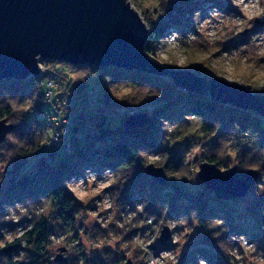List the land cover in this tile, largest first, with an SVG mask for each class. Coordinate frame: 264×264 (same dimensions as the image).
<instances>
[{
    "label": "clouds",
    "instance_id": "obj_1",
    "mask_svg": "<svg viewBox=\"0 0 264 264\" xmlns=\"http://www.w3.org/2000/svg\"><path fill=\"white\" fill-rule=\"evenodd\" d=\"M122 2L134 12L143 29L150 33L147 43L151 47H144L143 51L160 67L192 70L205 80H221L227 85L244 88L251 94L264 93V28L253 31L258 22L264 23V0H229L235 11H224L214 5L204 16L197 8L191 14L192 29L181 33L172 28L166 35L158 38L152 31L153 22L166 15L170 0ZM145 9L149 13L154 11L155 14L146 18ZM245 33L248 34L246 42L225 49L226 43L239 41ZM188 47L211 48L213 53L220 52L221 47L225 50L210 68L205 63L209 57L188 60L185 55ZM33 59L41 72L50 71L46 65L67 66L73 72L55 73L54 79L45 76L34 80L32 93L23 98L0 89V109H7L9 113L0 118L4 127L17 125L24 120L25 114L33 111L38 98L49 105V109L45 111V126L38 128L34 123L31 125V142L28 135L21 137L15 131L3 134L0 139V184H3L8 165L15 157L34 154L43 147L50 148L53 141L62 142L67 130L61 125L68 123V96L71 95L72 86L77 82L83 83L88 78L96 79L100 75L99 69L75 67L64 61H48L40 53H35ZM131 71L136 72L135 69ZM151 78L174 87L166 76ZM103 79L108 93L117 103L138 106L148 98H160L163 95V88L154 84H141L132 79L113 81L108 74ZM45 81H48L47 89ZM53 82L57 88L55 95L49 90L53 88ZM41 91L42 98L39 96ZM173 94L189 98L186 89H176ZM61 95L62 98H57ZM196 99L201 103L213 104L218 110L225 112H251L236 109L231 104H222L213 100L210 95L197 96ZM251 117L261 119L255 112H251ZM158 119L163 133L159 143L167 148L180 145L178 166L170 161L171 153L167 150L132 148V161H123L115 168L105 167L102 172L84 167L82 175L64 178L63 187L71 196L66 202L61 203L64 191L60 190L40 195L37 200L25 196L23 201L0 204V225H14L12 228L0 227V264H58V256L66 264H93V258L97 254L99 259L95 264H99L100 260L104 264H179L184 245L199 227L215 240L226 264H264V248L258 246V240H250L245 233H231L222 216L202 220L197 210L192 208L187 215L170 217L168 201L156 202L155 207L159 212L157 215L147 210V195L139 202L134 199L131 205L121 200V192L135 170L137 159L143 168L160 170L166 179L177 182L185 180L195 183L204 164L215 166L221 173L238 167L258 174L259 180L255 183L253 192L255 196L264 195V146L258 143L257 131L242 129L240 122L233 120L231 130L218 135L221 122L215 120L209 126L203 116L195 112H185L183 119L178 121H170L164 116ZM203 129L211 131L206 134ZM213 137L217 139V145L210 147L209 141ZM38 140L39 147L35 148ZM185 140L188 141L187 148L183 146ZM245 145L249 150L241 155ZM28 149L33 150L26 151ZM25 152L26 154H22ZM210 158H216L220 166L206 163ZM145 192L150 193L151 187L146 185ZM58 193L63 195L55 198L54 194ZM66 203L69 205L67 208L64 207ZM74 205L78 206L71 216L65 215ZM60 209L64 211L57 214ZM260 215L264 216V206L260 208ZM22 220L27 222L21 223ZM41 221L44 225L46 222L52 226V231H47L46 234L43 232V236L37 238L41 232L38 231ZM165 228L174 247L162 248L157 253L153 245L162 237ZM260 228L264 231V224ZM224 233L229 234L224 236ZM126 236L131 238L125 239ZM16 245H19L16 253L6 254V249ZM33 252L37 255H32ZM196 259L197 264H207L199 255Z\"/></svg>",
    "mask_w": 264,
    "mask_h": 264
},
{
    "label": "trees",
    "instance_id": "obj_2",
    "mask_svg": "<svg viewBox=\"0 0 264 264\" xmlns=\"http://www.w3.org/2000/svg\"><path fill=\"white\" fill-rule=\"evenodd\" d=\"M160 29L161 28H159V26H157L156 30L152 28V31L156 33L157 38L163 34L162 29L161 31ZM149 35L150 33L148 32L147 38ZM56 66L57 65H46L45 67L52 72L46 71L38 76L21 80L11 79L8 81H2L0 82V89L7 90L12 96H19L21 98L28 96L32 93L35 87L34 80L42 79L45 76L54 79L56 74L60 73L55 70ZM67 68L71 71V73L73 72L71 68ZM91 68L96 70L94 67ZM99 70L100 75L96 79L88 78L83 83H75L71 88V95L68 96L69 111L66 117L68 123L62 126L67 128L65 136L68 143L71 145L70 151H59L54 148L45 150L43 147L34 154L24 157L17 156V160L14 165L9 168V174L16 172L21 167L23 168L24 163L26 164V161L30 159L31 162L28 166H35L36 170L32 173H25L18 178H11L8 180L6 183L7 187L1 194L0 204L12 203L17 200L23 201L25 196H29L33 200H37L40 195H46L48 192L57 193L60 190L64 191V197L61 203L66 202L71 198V196L70 193H68L63 187L62 180L64 178L77 175L79 170L84 169V167L115 168L117 164L123 161H132L134 158L133 152L131 151L132 148H145L149 151L167 150L171 153L170 161L174 165H179L180 156L177 155V153L171 148L168 149L159 143L154 131L155 123L151 121V123L144 128L132 129L124 127V120L130 115L128 113L129 109L127 110L122 107L127 106V104L117 103L110 96L107 90V84L105 83L103 77L105 74H108L112 77L113 81L120 79H132L138 80L141 84L149 83L154 84L157 87H162L163 95L160 98H156V100L166 97L165 93L171 91L173 92L174 87H169L161 83L159 80L151 78L153 77L152 75L138 71L133 73L129 70H118L112 67ZM141 73L144 75H140ZM46 82L47 81L44 82L45 86ZM130 86L134 87L132 85ZM53 90L54 92L57 91L55 85ZM188 95V99H185L184 95H174L170 100H165V102H163L158 108L153 110L152 119L158 121L160 116H164L170 121H177L185 112H195L203 116L209 126L213 121L219 120L221 122V128L218 135H223V129L227 127L230 128L233 120H238L242 129L251 128L253 131H257L258 137L261 140L260 145L264 146V127L261 124L260 119H254L251 117L250 113L252 111H245L242 113H234L233 111L225 112L218 110L213 104L201 103L198 99H196L197 96L205 95L194 93H188ZM39 96L41 98L43 97L42 91L39 93ZM60 97H62V95ZM43 104L44 103L41 102V99L38 98L35 102L33 111L31 113H26L25 119L15 125V128L12 131H15L21 137L28 135L29 142H31V125L34 123L38 128H43L44 126V122L38 118V114L44 111ZM92 105L94 107L93 110L90 109ZM104 108L115 109L118 112V116H120L117 120L118 122L113 120L109 113L107 114L106 112H103ZM122 109H124V113L120 111ZM8 114L7 109H0V118H3ZM88 117L92 118L91 123L93 125L92 128L95 129L94 131L85 126V119ZM203 131L208 134L211 130L203 129ZM39 144L40 142L38 140L34 147L38 148ZM30 150L33 149H28L26 151ZM22 154H26V152ZM207 162H210L217 167L220 166L216 158H210ZM28 166H26L25 170ZM134 169L135 171L127 183L134 185L135 189L139 191L138 193L147 195L148 199L154 203L157 201H168L169 213L187 215L190 209L195 208L197 210V214L202 220L208 217L222 216L231 233H245L247 236H251L252 240H258V242L264 241V232L262 234L260 228V225L264 224V216L260 215V208L264 206V200L260 201V203L258 202L259 205H261L258 209L256 207V209L252 208L250 212V214L254 217L253 231H251L248 230L245 225L232 221L230 206L234 203L233 201L218 200L214 197V195H212V191L207 188H205L202 193L197 192L196 194L177 189L174 190L175 198H173L172 195H166L165 197L161 191L167 188V184L159 185L153 181L146 174L145 168L141 166L139 159L136 160ZM146 185L151 187L150 193L145 192ZM254 187L255 185L252 187L250 193H254ZM208 194L209 198L205 199V196ZM62 195V193H58L54 194V197L59 198ZM162 197L166 200L162 199ZM64 207L67 208L69 205L66 203ZM75 208L76 205H74L72 209L67 210L65 215L70 217ZM59 211L64 210H58L57 214H59ZM66 222L69 221L66 220ZM200 228L202 229V232H204V246L196 249L191 257L193 258L199 255L204 258L208 264H223L220 260L221 258L219 257L218 252L219 249L216 247V242H214L215 240L213 241L209 233L202 227ZM38 231H41L37 236V238H40L43 236V232L45 234L47 231L51 232L52 226L48 225L46 222L44 225L41 221L38 226ZM228 234L229 233H224L223 235L227 236ZM261 247L264 248V246ZM18 248L19 245L9 247L5 250L6 254L11 255L16 253ZM31 254L37 255L34 252ZM95 261H93V264H95ZM99 264H104V262L99 261Z\"/></svg>",
    "mask_w": 264,
    "mask_h": 264
},
{
    "label": "water",
    "instance_id": "obj_3",
    "mask_svg": "<svg viewBox=\"0 0 264 264\" xmlns=\"http://www.w3.org/2000/svg\"><path fill=\"white\" fill-rule=\"evenodd\" d=\"M147 36L122 0H0V82L38 76L40 70L33 56L40 53L45 60L64 61L75 67L135 69L166 76L188 93L210 95L216 101L264 117V95L251 94L221 80H205L190 70L157 65L143 51ZM150 123L148 114L139 113L126 117L124 127L144 128ZM14 128L0 122V139ZM201 169L198 178L221 201L249 194L258 180L257 173L236 167L223 173L208 164ZM145 171L156 183L167 184L162 171L151 167ZM169 239L165 228L159 242L164 245ZM62 260L57 257V261Z\"/></svg>",
    "mask_w": 264,
    "mask_h": 264
},
{
    "label": "rangeland",
    "instance_id": "obj_4",
    "mask_svg": "<svg viewBox=\"0 0 264 264\" xmlns=\"http://www.w3.org/2000/svg\"><path fill=\"white\" fill-rule=\"evenodd\" d=\"M216 6L224 11H235V9H232L229 3V0H170L169 5H168V9H167V13L164 16L159 17L155 22H153V26L152 28H154V30L157 29V26H159V28L162 29L163 31V35H166L168 33V31L172 28H175V30L184 33L189 29H192V21H191V14L192 12L199 8L201 10L202 16L207 15L208 9L211 8L212 6ZM154 11L152 13H149L147 11V9L144 10V15L146 18H149L151 15H154ZM260 28H264V24H262V22H258L257 23V28H254L253 31L260 29ZM160 29V31H161ZM247 33H245L244 35L241 36L239 41L233 40V41H229L228 43L225 44V49L230 48V47H235L237 43L240 42H246L247 40ZM147 40L144 44V47H151V45L147 44ZM223 49V47H221V51L220 52H216L213 53L211 48L205 49L203 47L201 48H193V47H188L185 55L188 58V60H197L200 59L202 57H209L208 59L205 60V63L211 68L213 62L215 60H219L221 57V54L223 53V51L225 50ZM151 55V53H149ZM169 69H173V68H169ZM55 70L57 72H61L63 71L65 74H70L71 71L65 67V66H56ZM173 70H178V69H173ZM223 70V69H222ZM192 71V70H190ZM46 72V71H45ZM45 72H41L45 73ZM193 72V71H192ZM72 74V73H71ZM170 79V78H169ZM55 83V82H54ZM55 85V84H54ZM45 86V84H44ZM46 88V86H45ZM56 88V87H55ZM176 89H180L178 87H176L174 85V89L173 92H168L165 93L166 97L162 98V99H157L156 98H151L148 99L144 102H142L140 105L138 106H125L122 108H126L127 110L129 109L128 113L129 115H135V114H139V113H146L150 116L151 121L153 123H155V128L154 131L156 133V137L158 138V140L160 139V137L163 135V133L160 130V121H156L153 120L152 118V113L153 110L158 108L163 102H165V100H170L173 96H174V92ZM57 90V88H56ZM53 95L56 94V92H54L53 90ZM168 94V95H167ZM256 94H261L264 95V93H256ZM83 95V94H82ZM60 97V96H58ZM57 97V98H58ZM62 98V97H60ZM43 109H44V113L47 109H49V105L48 104H43ZM91 110L94 109L93 105L90 107ZM124 109L120 110L121 112H123ZM103 112H106L107 114L109 113L110 116L113 118V120L117 121L118 118L120 116H118V112L115 109H107L104 108ZM253 112V111H252ZM124 113V112H123ZM121 114V113H120ZM251 114V113H250ZM39 116V114H38ZM260 116V115H259ZM260 122L264 127V117L260 116ZM39 119L41 118L40 116L38 117ZM183 116L179 118V120H182ZM178 121V120H177ZM92 118L88 117L87 119H85V126L88 129H92L93 131L95 130L94 128H92ZM118 122V121H117ZM45 126V123H44ZM43 126V127H44ZM232 125H230V128L227 127L224 130V133H226L227 131L231 130ZM261 140L258 137V143L260 144ZM217 145V139L215 137L212 138L211 141H209V146L210 147H215ZM164 147L167 148L166 145H163ZM185 148L188 147V141L185 140L184 141V145ZM170 149V148H168ZM172 150H174L177 155L180 156V145L177 144L175 146H173L171 148ZM248 147L245 145L242 147V153L241 155H243L244 153H246L248 151ZM17 160V157H15L10 164L8 165L7 168V174L5 176V180L3 182V184H0V198H1V194L5 191L6 187H7V182L8 180H10L11 178H18L19 176H21L22 174H29L34 172L35 166L29 167L28 165L31 162V159L26 161V164L24 163V167L20 168L19 170H17L16 172L9 174V168H11L15 161ZM27 167V169L25 170V168ZM238 170H241L240 168L236 167ZM94 171L97 172H102L104 168H100V167H93L92 168ZM26 171V172H24ZM135 171V170H134ZM243 171V170H242ZM83 174V169L79 170L78 175H82ZM136 176V175H134ZM259 177V176H258ZM167 180V188L163 191H161V193L166 197V195H172L173 198H175L174 195V190H185L188 191L189 193H194L196 194L197 192L202 193L204 191V189L206 188L204 186V184L200 181V179L197 177V180L195 183H191L185 180H182L180 182H177L175 180ZM158 184V183H157ZM160 185V184H159ZM134 185L128 184L126 182V184L124 185V188L121 192V200L125 201L126 203H128L129 205L132 204V201L135 199L137 202H139L140 199H142L145 195L138 193L139 191L137 189H135ZM209 190V189H208ZM211 191V190H210ZM213 193V192H211ZM213 195V194H212ZM211 196V195H210ZM209 198V194L205 196V199ZM162 199L166 200L165 198L162 197ZM264 200V195L262 196H255L254 193H250L247 194L243 197H240L238 199H235V201L233 200L234 203L231 204L230 206V211H231V219L233 222L236 223H240L245 225L248 230L253 231V223H254V217L252 214H250L252 208L253 209H258L259 203L260 201ZM163 202V201H162ZM259 202V203H258ZM264 202V201H263ZM254 203V204H253ZM11 204V203H9ZM156 203L152 202L149 200V204L147 206V210L149 212H155L157 215H159L158 210L155 207ZM78 205H76L77 207ZM256 207V208H255ZM171 208V207H170ZM230 213V212H229ZM168 215L170 217H176L179 216L177 214H172L171 212L169 213L168 211ZM26 220H22L21 223H26ZM191 221L189 220V223ZM8 227V228H12L14 227V225H12L11 223L7 224V225H0V227ZM262 234L264 231H262ZM132 233H129V235H131ZM249 237V236H248ZM264 237V235H263ZM130 236H126L125 239H130ZM204 232H202V229L196 228L193 233L191 234L189 240L187 241V243L184 245V248L182 250L180 259H179V264H197V259L195 257H191L192 254L194 253V251L198 248H201L204 246ZM250 240L251 236L249 237ZM213 240V239H212ZM214 241V240H213ZM215 242V241H214ZM264 246V241H259L258 242V246L260 248H262L261 246ZM174 247L171 243H170V239L167 240L166 244L162 245L160 244L159 240L153 245V249L154 251H156L158 253V251L162 248H171ZM107 251V249H105ZM219 252V257L221 258V262H223V264H226V261L223 257V255L221 254L220 250ZM75 257H73L74 259ZM99 259L98 254L96 257L93 258V261ZM103 261V260H100ZM60 264H66V261L62 260V261H57ZM104 262V261H103ZM208 264V262H207Z\"/></svg>",
    "mask_w": 264,
    "mask_h": 264
},
{
    "label": "built area",
    "instance_id": "obj_5",
    "mask_svg": "<svg viewBox=\"0 0 264 264\" xmlns=\"http://www.w3.org/2000/svg\"><path fill=\"white\" fill-rule=\"evenodd\" d=\"M39 75H41V71H40ZM47 85H48V81L46 82V89H47ZM53 88H54V86H53ZM53 88L49 89V90L53 92ZM53 114H55V112H53ZM39 116L41 117L40 119L46 124L45 113L42 111L39 113ZM66 130H67V128H66ZM70 147H71V145L68 143L66 136L64 135L62 137V142L57 143V142L53 141L52 146L50 148H54V149L59 150V151L69 152L71 149ZM44 148H45V150L50 149L49 147H44Z\"/></svg>",
    "mask_w": 264,
    "mask_h": 264
}]
</instances>
